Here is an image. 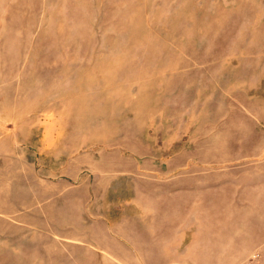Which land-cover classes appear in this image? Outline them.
I'll return each instance as SVG.
<instances>
[{"label":"rangeland","instance_id":"obj_1","mask_svg":"<svg viewBox=\"0 0 264 264\" xmlns=\"http://www.w3.org/2000/svg\"><path fill=\"white\" fill-rule=\"evenodd\" d=\"M0 264H264V0H0Z\"/></svg>","mask_w":264,"mask_h":264}]
</instances>
